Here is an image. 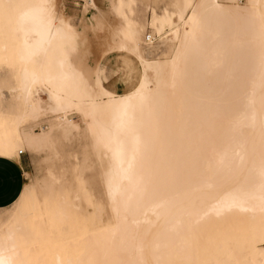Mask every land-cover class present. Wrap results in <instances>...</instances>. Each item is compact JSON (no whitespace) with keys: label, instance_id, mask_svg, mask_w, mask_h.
Returning a JSON list of instances; mask_svg holds the SVG:
<instances>
[{"label":"bare ground","instance_id":"bare-ground-1","mask_svg":"<svg viewBox=\"0 0 264 264\" xmlns=\"http://www.w3.org/2000/svg\"><path fill=\"white\" fill-rule=\"evenodd\" d=\"M14 1L0 0L8 19L3 67L19 82L8 88L16 95L4 109L0 79V155L16 158L24 144L48 146L53 137L74 141L80 160L70 171L82 179L94 166L90 150L112 220L73 223L53 185L27 184L0 223V261L264 264V0H146L148 24L166 46L145 33L147 52L162 51L150 59L132 25L123 30L132 45L116 32L94 34L96 60L115 49L136 75L104 101L107 123L100 101L79 102L74 120L64 75L45 67L55 42L80 37L62 0ZM48 117L53 122L35 134L29 123Z\"/></svg>","mask_w":264,"mask_h":264},{"label":"rangeland","instance_id":"rangeland-1","mask_svg":"<svg viewBox=\"0 0 264 264\" xmlns=\"http://www.w3.org/2000/svg\"><path fill=\"white\" fill-rule=\"evenodd\" d=\"M21 1L15 0L13 4L17 5ZM146 2V0H92L91 4L94 7L92 10H88L86 0H62L63 13L72 18V24L76 23V31L80 37L76 40L66 38L55 42L51 46L45 67L52 74L60 72L64 75V81L68 86V92H66L68 101L72 103L73 107L78 108L71 113L74 120L79 122L78 116L82 112L79 102L91 104L100 101L101 103L97 107L105 116L108 112V105L105 104L106 100L109 97H118L120 95L117 92L118 88L124 84L131 85L136 79V75L133 73L132 61L124 59L122 54L115 49H107V54L100 58L101 61L96 60L101 45L99 46L97 44L99 42H96V39L93 38L94 34L107 36L111 32H116L132 45L131 37L123 31L126 26L132 25L140 33L141 44L139 43V50L143 57L150 59L160 56V53L166 48L161 39L162 34L157 29H152L148 24L150 6ZM246 2L247 0H235L234 4L244 5ZM10 7L6 5V9ZM7 25V17L1 14L0 41L6 38ZM150 31L152 34L157 35L154 44H160L159 40L164 44L161 52V49L158 51L159 46L152 48L156 52H147L144 48L143 36ZM87 41L90 43L88 44ZM94 44L95 48H93ZM95 61H97L96 64ZM3 64L4 54L0 50V79L4 81L3 93L6 97V103L2 107L6 109L14 104L12 103L14 98L11 97L16 95V93L10 94L8 88L18 89L19 82L15 75H11L10 70L3 67ZM93 67L96 68L95 73L90 71ZM53 120L52 117H48L29 124L31 130L37 134L40 126H47ZM101 120L108 122L106 116L101 117ZM71 143L72 145H70ZM71 143L68 144L60 138L53 137V142L48 146L31 147L24 144L21 147L23 151L20 153L24 160L25 170L23 188L27 184L41 181L47 186L53 185L52 188L59 194L56 198L57 205L65 206V213H67L68 218H73V223L76 222L75 220L80 221L86 228H94L103 223H108L112 220V217L107 210L108 201L104 184L99 176V166L96 158L89 150L88 155L94 166L85 174L84 178L76 179L70 170L73 164L80 160V156L77 152L78 146L74 144V141ZM107 163L108 157L102 153L100 164L106 165ZM48 170H51V173L58 178L57 181H53L50 174L47 175ZM17 199L10 206L0 208V223L7 222L10 218L12 211L16 209ZM69 203L72 205H69ZM81 223L79 224L81 225Z\"/></svg>","mask_w":264,"mask_h":264},{"label":"crops","instance_id":"crops-1","mask_svg":"<svg viewBox=\"0 0 264 264\" xmlns=\"http://www.w3.org/2000/svg\"><path fill=\"white\" fill-rule=\"evenodd\" d=\"M24 173L21 154L16 158L0 155V208L10 206L17 199L25 183Z\"/></svg>","mask_w":264,"mask_h":264},{"label":"built area","instance_id":"built-area-1","mask_svg":"<svg viewBox=\"0 0 264 264\" xmlns=\"http://www.w3.org/2000/svg\"><path fill=\"white\" fill-rule=\"evenodd\" d=\"M87 1H89V0H87ZM144 38H145V40L146 41H154V40H156V38H157V35L156 34H150V33H146V35L144 36ZM22 151H23V149H18L17 150V154H20V153H22Z\"/></svg>","mask_w":264,"mask_h":264},{"label":"snow or ice","instance_id":"snow-or-ice-1","mask_svg":"<svg viewBox=\"0 0 264 264\" xmlns=\"http://www.w3.org/2000/svg\"><path fill=\"white\" fill-rule=\"evenodd\" d=\"M0 264H3V262H2V261H0Z\"/></svg>","mask_w":264,"mask_h":264}]
</instances>
